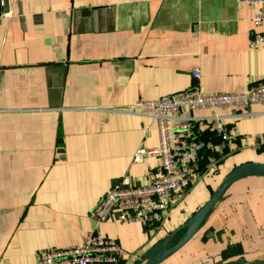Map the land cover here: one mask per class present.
<instances>
[{
	"label": "crops",
	"instance_id": "0c3cea01",
	"mask_svg": "<svg viewBox=\"0 0 264 264\" xmlns=\"http://www.w3.org/2000/svg\"><path fill=\"white\" fill-rule=\"evenodd\" d=\"M6 2L7 11L0 4V264H37L39 250L80 245L93 229L116 240L123 263L133 264L201 207L232 168L264 163L258 113L264 106H251L253 115L217 108L237 133L226 146L215 141L213 128L198 127L203 151L211 153L201 152L198 180L155 230L137 222L95 224L89 213L115 180L127 175L147 184L160 164L154 155L133 161L139 148L159 146L151 118L130 111L135 102L193 86L242 93L264 78V43H250L255 32L264 33V24L252 21L257 5ZM227 249L233 253L221 257ZM228 256L235 264L264 261V176L232 184L194 237L161 264H221Z\"/></svg>",
	"mask_w": 264,
	"mask_h": 264
},
{
	"label": "built area",
	"instance_id": "2783aa9c",
	"mask_svg": "<svg viewBox=\"0 0 264 264\" xmlns=\"http://www.w3.org/2000/svg\"><path fill=\"white\" fill-rule=\"evenodd\" d=\"M236 2L256 4L253 24L256 27L264 24V0ZM250 43L252 46L264 43V33L255 32ZM192 73L195 77L199 76L197 70ZM253 105L264 106V78L242 93H204L193 86L168 96L135 102L130 111L135 109L151 118L157 129L159 146L139 148L133 154V161L138 162L145 155H154L160 158V164L147 184L137 185L127 175L115 180L91 209L89 215L92 220L95 224L106 221L137 222L146 232L155 230L200 176L203 143L197 138L195 126L213 128L222 145L227 146L237 130L227 128L215 109L236 108L244 110L241 111L243 115H253L257 114L250 110ZM196 110L212 112L205 117L177 116L184 111ZM258 113L264 121V110ZM169 120L174 122L170 125ZM36 256L37 264H124L121 245L96 229L89 230L80 245L43 249Z\"/></svg>",
	"mask_w": 264,
	"mask_h": 264
},
{
	"label": "water",
	"instance_id": "95a60500",
	"mask_svg": "<svg viewBox=\"0 0 264 264\" xmlns=\"http://www.w3.org/2000/svg\"><path fill=\"white\" fill-rule=\"evenodd\" d=\"M4 10L7 11L6 0H0ZM249 176H264V163L248 161L232 168L215 187L206 202L196 210L185 222L170 231L157 247L147 250L146 253L135 260L133 264H161L167 258L180 251L198 232L203 223L207 221L211 211L222 199L227 189L242 178ZM175 241L172 245L170 241ZM241 264H264V261H244Z\"/></svg>",
	"mask_w": 264,
	"mask_h": 264
},
{
	"label": "rangeland",
	"instance_id": "374dc122",
	"mask_svg": "<svg viewBox=\"0 0 264 264\" xmlns=\"http://www.w3.org/2000/svg\"><path fill=\"white\" fill-rule=\"evenodd\" d=\"M228 166H229V165H228ZM228 166L224 167L223 169L228 168ZM216 177H218V178H216V180H218V179H219V176H216ZM221 180H222V179H221ZM221 180H220V181H221ZM220 181H219V183H220ZM219 183H218V184H219ZM218 184H217V185H218ZM183 198H184V197H183ZM183 198L180 200V202L183 200ZM206 200H207V199H206ZM150 240H151V239H150ZM232 253H233V252H232L231 250L228 251V249H227L226 251L223 252V254L221 255V257L224 256V255H226V254H227V255H231ZM231 257H232V256H228V257L223 258V259H227V262L230 263V264H235V262H233L232 259H228V258H231ZM222 261H224V260H222ZM223 263H226V262H223ZM228 263H226V264H228Z\"/></svg>",
	"mask_w": 264,
	"mask_h": 264
},
{
	"label": "trees",
	"instance_id": "16d2710c",
	"mask_svg": "<svg viewBox=\"0 0 264 264\" xmlns=\"http://www.w3.org/2000/svg\"><path fill=\"white\" fill-rule=\"evenodd\" d=\"M195 130H196V133H198V134L200 133V130H198L197 126H195ZM214 138H216V140H215L216 142H221L220 138H218L216 135H214ZM198 139H199V138H198ZM200 139H201V138H200ZM225 149H227V148H225ZM225 149H224V150H225ZM202 151H203V150H202ZM203 153H204V155H203ZM203 153H202L203 157L206 158V155L210 154L211 152H210V151H206V152L203 151ZM200 167H201V169H202V164H201ZM187 219H188V218H187ZM187 219H186V220H187ZM184 221H185V220H184Z\"/></svg>",
	"mask_w": 264,
	"mask_h": 264
},
{
	"label": "flooded vegetation",
	"instance_id": "af4514ba",
	"mask_svg": "<svg viewBox=\"0 0 264 264\" xmlns=\"http://www.w3.org/2000/svg\"><path fill=\"white\" fill-rule=\"evenodd\" d=\"M199 208H200V207H199ZM199 208H198V209H199ZM198 209H197V210H198ZM174 242H175V241L172 240V241L169 242V244L172 245ZM224 262L228 263L227 260H225ZM226 263H223V262H222L221 264H226ZM228 264H230V263H228ZM238 264H239V263H238Z\"/></svg>",
	"mask_w": 264,
	"mask_h": 264
}]
</instances>
